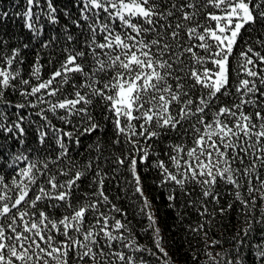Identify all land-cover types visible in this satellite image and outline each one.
Masks as SVG:
<instances>
[{
  "label": "snow or ice",
  "instance_id": "obj_1",
  "mask_svg": "<svg viewBox=\"0 0 264 264\" xmlns=\"http://www.w3.org/2000/svg\"><path fill=\"white\" fill-rule=\"evenodd\" d=\"M24 3L28 42L0 33V264H175L149 174L203 220L192 264H264V0Z\"/></svg>",
  "mask_w": 264,
  "mask_h": 264
},
{
  "label": "trees",
  "instance_id": "obj_2",
  "mask_svg": "<svg viewBox=\"0 0 264 264\" xmlns=\"http://www.w3.org/2000/svg\"><path fill=\"white\" fill-rule=\"evenodd\" d=\"M43 2V0H42ZM62 7V4H61ZM25 10L24 0H0V13L7 12V16H0V33H6L5 39L10 35L12 37L11 43L16 44L17 41L20 43L28 42L29 31L24 27V18L22 15H17V13H22ZM262 38L256 33L252 34V43L255 40ZM35 44V41H33ZM43 54V53H42ZM35 59V53L30 45V48L24 50V71L30 70L31 63ZM47 68L45 72H47ZM83 151V150H81ZM87 155V153H85ZM81 160L83 157L80 158ZM147 184L151 186V190L148 193L150 198L155 196L153 200L156 216L158 217L159 227L161 229V234L164 237L163 245L169 252L170 259L175 262V264H192L191 255L200 254L203 244L198 236L189 231V225L195 227L197 224L202 223L203 220L197 215L196 211L192 208H177L172 209L167 206V202L162 195L163 189L157 188L153 183V174H149L146 177ZM113 195H115V189L112 190ZM225 199H229L227 196ZM119 203L127 208L129 212H133L130 206V202L127 200L119 201ZM211 207V206H210ZM177 212L183 216V220L177 219ZM132 219V216H129ZM207 219V218H204ZM135 230L141 232V225L136 224L133 220ZM144 226H147V221H144ZM241 225L238 222V218L233 214H226L224 217L217 215L215 219L212 220L211 227L206 229L209 231V236L215 239H225L228 240L231 235H233ZM140 242L145 245L151 246V242L148 239L147 234H142L140 237ZM231 244L225 243L224 248H230ZM223 249L217 248L215 251H222ZM205 257L201 256V260ZM153 264H156L153 260Z\"/></svg>",
  "mask_w": 264,
  "mask_h": 264
}]
</instances>
